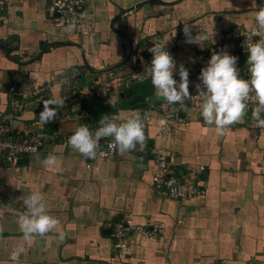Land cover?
I'll use <instances>...</instances> for the list:
<instances>
[{
  "label": "crops",
  "instance_id": "0c3cea01",
  "mask_svg": "<svg viewBox=\"0 0 264 264\" xmlns=\"http://www.w3.org/2000/svg\"><path fill=\"white\" fill-rule=\"evenodd\" d=\"M3 1L0 127L46 134L38 120L41 101L65 103L51 122L53 139L24 157L27 163L0 162V264H264V129L255 126L250 112L219 135L203 120L202 100L163 108L166 101L154 89L144 114L120 110L116 93L92 91L104 73L129 79L135 72L130 57L152 56L148 48L165 43L177 52L173 78L179 82L182 64L189 90L198 94L200 70L219 53L222 34L258 26L255 13L264 0H256L257 8L252 0H160L136 9L148 0H86L80 26L70 32L55 26L49 0ZM185 24L193 36L208 39L186 43ZM248 55L238 50L235 56L241 79L248 74ZM14 102L20 105L16 112ZM106 105L109 116L141 118L145 146L85 159L63 138L83 125L97 131L93 115ZM155 118L166 123L163 131ZM156 149L168 154L180 183L198 184L204 195L179 202L156 190L151 179ZM48 157L55 158L53 165L43 164ZM35 191L59 224L25 241L18 219L26 213L23 200ZM119 221L142 230L128 234L121 247L112 235ZM20 247L19 261H12L10 254Z\"/></svg>",
  "mask_w": 264,
  "mask_h": 264
},
{
  "label": "clouds",
  "instance_id": "9594fccd",
  "mask_svg": "<svg viewBox=\"0 0 264 264\" xmlns=\"http://www.w3.org/2000/svg\"><path fill=\"white\" fill-rule=\"evenodd\" d=\"M252 7L257 8L256 0H252ZM255 22L258 27L245 42L249 53L247 57L249 78L247 80L239 78V69L236 67L238 58L222 51L211 55L207 65L200 70L198 76L200 83L195 85L202 100L203 120L208 125L214 124L219 135H223L229 126L245 117L249 102L255 105L251 110L255 126L264 129V39L252 42L253 36L261 37L264 34V6H260L255 13ZM74 28L75 22H72L65 30L70 32ZM183 33L188 44L202 45L208 39L201 33L193 36L188 24H185ZM164 49L165 43L153 44L148 48L152 59L150 66H146L144 71L146 76L150 77L159 97L168 104H185V101L192 99L189 93L188 70L182 64L179 66L180 79L177 82L173 78L175 61ZM41 102L43 110L39 113L38 120L44 127L56 119L58 109L64 106L65 99H44ZM106 137L113 138L109 147L121 155L136 151L146 141L144 124L138 115L119 123L116 122V118L105 115L99 120V127L94 135L87 126H80L69 137L68 144L85 159H95L99 141ZM54 163V157H48L43 161L46 166ZM43 200L38 191L32 192L23 200L26 213L19 217L18 224L25 241H31L36 236H44L59 224L56 218L46 213ZM58 238L63 240L65 233L60 231ZM23 252V247L18 248L10 254V259L18 262Z\"/></svg>",
  "mask_w": 264,
  "mask_h": 264
},
{
  "label": "built area",
  "instance_id": "2783aa9c",
  "mask_svg": "<svg viewBox=\"0 0 264 264\" xmlns=\"http://www.w3.org/2000/svg\"><path fill=\"white\" fill-rule=\"evenodd\" d=\"M86 0H49L48 2V14L53 16V22L56 27H68L72 22H75V27L80 26V18L82 16L84 4ZM4 7V1L0 0V11ZM258 26L242 27L224 32L221 36L222 41L217 46V52L226 51L229 55L236 56L238 50L247 52L245 42L251 33L257 29ZM264 39V34L261 37L253 36L252 42L256 43L259 39ZM167 52L175 59L177 52L175 50L165 48ZM152 56H145L140 52H136L129 59V65L135 68V72L129 77V79H123L119 74L112 75L111 73H104L95 82V88L92 89L94 95L98 94H118L123 89L131 87V85H138L144 83L149 77L146 76L145 67L150 66ZM249 78L247 74L245 80ZM65 81H71V79L64 78ZM104 84L107 86L104 88ZM192 99L185 102H199L201 98L198 94L189 90ZM179 104V103H177ZM169 105L167 102L162 106ZM18 102H14L12 111L19 110ZM255 105L249 102L248 111L251 114V110ZM110 117L116 118V122H123L120 115H111ZM146 123H151L150 118H145ZM154 123L160 125V131L166 128V123L157 120H153ZM91 133L96 132L93 129H89ZM74 132L65 135L63 142L68 144V139ZM53 137L47 134H35L14 132L6 128L0 127V162L9 165L16 166L21 158L31 156L40 151V149L46 144L48 140H52ZM112 137L101 138L99 141V147L97 149L98 159H108L115 155L116 151H113L109 144L112 143ZM145 146L138 147L142 149ZM151 161L153 162V171L151 174L153 187L158 190L162 195L167 198L176 201H187L194 198L202 197L204 195V189L198 184H182L174 176V172L170 167V161L168 154L156 149L151 154ZM142 230L131 226L125 221L116 222L113 225L112 235L115 240V245L121 247L123 241L126 240L128 234ZM151 232H155L152 230ZM145 233V232H143Z\"/></svg>",
  "mask_w": 264,
  "mask_h": 264
},
{
  "label": "water",
  "instance_id": "95a60500",
  "mask_svg": "<svg viewBox=\"0 0 264 264\" xmlns=\"http://www.w3.org/2000/svg\"><path fill=\"white\" fill-rule=\"evenodd\" d=\"M149 2H160V0H148L142 3L137 4L134 6L132 9L139 8L140 6L149 3ZM154 91V86L151 84V81H147L143 84L140 85H135L130 88H125L121 92L118 93V98L120 99V102L118 104V108L120 110H126L128 108L130 109H139L141 110L144 114L147 113V104L145 102V99L153 94ZM111 112L110 106L106 105L104 106L101 110L96 112L93 115V120L96 122H99L102 116H109ZM54 124H47L43 127L45 130V133L47 135H52L54 129ZM27 163V159H20L18 161V164H25Z\"/></svg>",
  "mask_w": 264,
  "mask_h": 264
}]
</instances>
